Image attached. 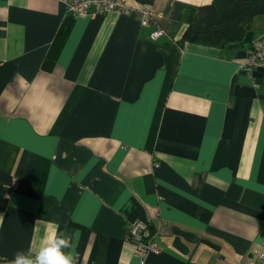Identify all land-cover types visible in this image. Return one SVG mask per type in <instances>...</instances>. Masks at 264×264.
I'll return each mask as SVG.
<instances>
[{"label":"crops","instance_id":"0c3cea01","mask_svg":"<svg viewBox=\"0 0 264 264\" xmlns=\"http://www.w3.org/2000/svg\"><path fill=\"white\" fill-rule=\"evenodd\" d=\"M212 1L0 0V264L54 228L73 264H138L135 220L147 264H264V65L242 68L264 15L251 43L185 40Z\"/></svg>","mask_w":264,"mask_h":264},{"label":"trees","instance_id":"16d2710c","mask_svg":"<svg viewBox=\"0 0 264 264\" xmlns=\"http://www.w3.org/2000/svg\"><path fill=\"white\" fill-rule=\"evenodd\" d=\"M258 15H264V0H213L201 7L196 20L186 29L184 39L213 47L251 43V22Z\"/></svg>","mask_w":264,"mask_h":264},{"label":"built area","instance_id":"2783aa9c","mask_svg":"<svg viewBox=\"0 0 264 264\" xmlns=\"http://www.w3.org/2000/svg\"><path fill=\"white\" fill-rule=\"evenodd\" d=\"M66 3L68 10L78 16L84 17L94 14H106L113 10H119L129 14L132 10L131 0H62ZM143 23L151 22L157 15L151 3L142 4ZM163 29L153 32L156 39L163 34ZM264 65V36L254 40L252 48L248 51L247 59L242 68L247 71L257 70ZM17 185V181H14ZM128 239L134 244L135 256L138 264H147L148 256L154 252H160L161 247L155 240V233L150 224L142 220H135L130 223ZM258 258L264 262V250L258 252Z\"/></svg>","mask_w":264,"mask_h":264},{"label":"clouds","instance_id":"9594fccd","mask_svg":"<svg viewBox=\"0 0 264 264\" xmlns=\"http://www.w3.org/2000/svg\"><path fill=\"white\" fill-rule=\"evenodd\" d=\"M78 238V230L69 237L54 228L41 238L35 249L17 251L14 264H73Z\"/></svg>","mask_w":264,"mask_h":264}]
</instances>
